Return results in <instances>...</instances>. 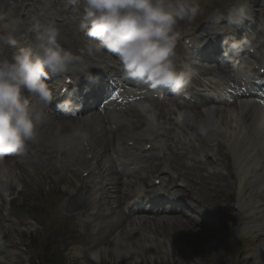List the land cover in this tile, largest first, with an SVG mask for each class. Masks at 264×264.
<instances>
[{
    "label": "clouds",
    "instance_id": "clouds-1",
    "mask_svg": "<svg viewBox=\"0 0 264 264\" xmlns=\"http://www.w3.org/2000/svg\"><path fill=\"white\" fill-rule=\"evenodd\" d=\"M66 4L87 37L88 53H106L108 66L116 67L124 79L174 94L188 85L190 73L178 62L176 47L180 23H191L204 14L200 0H66ZM251 10L250 0H233L226 13L212 20L223 31H235L251 18ZM31 30L40 34L26 43L14 31H0V160L40 139V125L50 119L45 109L55 99L49 84L53 76L72 71L91 75V65L67 44L58 24L36 23ZM37 98L44 107L37 108ZM64 104L71 106V101ZM73 138L86 143V129L74 128L60 142Z\"/></svg>",
    "mask_w": 264,
    "mask_h": 264
},
{
    "label": "rangeland",
    "instance_id": "rangeland-1",
    "mask_svg": "<svg viewBox=\"0 0 264 264\" xmlns=\"http://www.w3.org/2000/svg\"><path fill=\"white\" fill-rule=\"evenodd\" d=\"M208 182L211 184V187L217 183L219 186H223L222 181H218L216 179L214 180H208ZM226 183V182H224ZM205 183H203V186ZM216 188L213 190L207 189L205 186L201 189V195L204 197H207V200L210 201V212L213 217V219L208 223L207 226V232L205 233L204 230L201 228V226H194L191 227L189 225L188 221L185 219H180L184 221L183 226L174 224V220L176 219H170L167 220V222H163L162 220L160 223V228L156 230V235L154 238L162 239L166 238L168 240L171 239L173 241V244L178 247L177 250H168L165 251V249L162 247V242L155 241L156 245L150 246L149 250L146 248H143V250L138 254L139 258H136L135 264H151V262L154 264L168 260L169 263H183L184 261H188L190 257L193 259L197 254H203L202 259H204V254L210 253L211 256L209 259L214 260L216 259L217 255H213V253L208 249L210 246L207 243L208 240H219L220 246H223L226 241L227 232L228 229H232V226L236 223H239V220L241 217H243L242 213L239 212L240 216L239 219H235L234 216H232L233 211L230 213L227 209V205L232 206L231 203H229L227 197L223 200L213 199L212 194L216 192ZM228 201V203H227ZM50 204V202H48ZM27 205L31 206L30 200L28 199ZM39 212L45 213V210H40ZM155 222L159 221L154 220ZM151 223V222H149ZM147 223V224H149ZM163 224V226H162ZM229 226V228H228ZM162 234V235H161ZM22 237L19 236L17 233L15 235V240H21ZM207 243V244H206ZM186 247V248H185ZM206 247V248H205ZM219 253V252H218ZM195 255V256H193ZM124 259V260H123ZM117 261L118 263L121 262L123 264L126 263L125 256L122 255V257L117 256V259L114 260V262ZM0 264H21L20 259L18 258L17 252H11L9 253L5 258H3L0 261Z\"/></svg>",
    "mask_w": 264,
    "mask_h": 264
},
{
    "label": "bare ground",
    "instance_id": "bare-ground-1",
    "mask_svg": "<svg viewBox=\"0 0 264 264\" xmlns=\"http://www.w3.org/2000/svg\"><path fill=\"white\" fill-rule=\"evenodd\" d=\"M209 114L211 116V121L219 122L220 118L222 117V116L216 117L214 115V111H212V113H209ZM238 114H237L236 118H234L237 123L240 121ZM251 119H252L251 116L246 115L245 117L241 118L240 123H243V125H244V123L246 121H249ZM201 122H204V119H202ZM226 126H229V123ZM246 128H250L248 123L246 124ZM241 132L243 134V130H241ZM80 144L86 148V145L84 143L80 142ZM130 149L133 151V148H130ZM94 150H95V148H92V147L89 148L88 147V151L85 153L92 156V158L94 160H98L99 163H97L95 165H94V163L91 165H88V161H86L87 164L84 167L86 168V170L90 171V177H96L100 180L107 179L109 181L108 184H110V185L112 184V186H114V183H112L110 181L111 178H115L114 172L112 171V168L109 165L111 162L108 160V157L106 155H103V157L100 159L99 156L94 152ZM85 153L81 154V155H83L84 158L86 157ZM260 158H261V155L258 153L256 157H253L248 161L249 162L248 174L245 176V178H247L248 175H250L249 179H248L249 182L251 180L258 178L260 176V174L262 173V171L264 170V163L261 162ZM122 160H125L124 155L122 156ZM245 166H246V164H245ZM6 170L12 171L10 167H6ZM102 193H103V189L100 188L94 196L93 210L95 211V215H98V216H100L99 214L104 215L106 212L109 211L108 206L106 204V201L108 199H101L100 198V195ZM107 193L109 196L113 195V192L111 189H108ZM248 198H249L248 199L249 201H247V204H251L252 207H255L261 201H264V186L262 189H260V191L259 190H252L250 192ZM143 226H145V225H143L142 222H138V223H134V224H128L127 228H125L121 232V234L116 236V238L113 241L115 243L117 242L116 243L117 249L115 250V252L118 255H124L127 260L133 261L135 258H139L138 254L143 250V247H146V246L152 245V244L156 245L154 242L155 241L161 242V240H164L166 245H167L165 251H168V250H171V251L177 250L178 251V247H176L173 243H171L172 242L171 239L168 240L166 238H162V239L154 238L157 231H153L151 229V225L145 226L144 228H143ZM148 228H150L151 230ZM162 246H164V245H162Z\"/></svg>",
    "mask_w": 264,
    "mask_h": 264
}]
</instances>
